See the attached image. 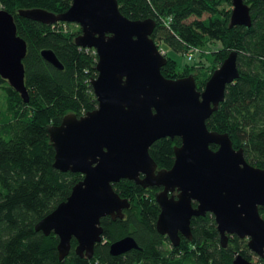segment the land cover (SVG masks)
<instances>
[{
    "label": "water",
    "instance_id": "1",
    "mask_svg": "<svg viewBox=\"0 0 264 264\" xmlns=\"http://www.w3.org/2000/svg\"><path fill=\"white\" fill-rule=\"evenodd\" d=\"M231 3L229 25L249 27V6L243 0ZM18 14L44 24H78L75 43L97 55V74L90 82L97 106L80 117L67 113L48 128L54 168L82 174L67 198L34 226L57 236L59 260L69 253L72 238L75 253L91 258L94 245L103 239L100 219L123 218L130 203L112 186L121 179L160 188L155 193L160 209L156 229L172 245H178L181 236L191 240V217L209 212L223 247L229 235H236L264 258V218L259 212L264 206V168L246 161L243 148L233 147L228 133L206 125L223 101L226 86L239 76L236 51L228 53L198 90L192 74L176 79L162 75L167 59L151 37L156 21L126 17L117 0H71L59 14L39 8ZM25 54L26 42L17 35L13 15L1 8L0 76L27 102ZM41 55L62 68L53 51L43 49ZM175 136L180 144L173 148L171 167L158 169L150 145ZM137 247L127 235L111 242L109 252L119 255ZM232 264L258 263L237 253Z\"/></svg>",
    "mask_w": 264,
    "mask_h": 264
},
{
    "label": "trees",
    "instance_id": "2",
    "mask_svg": "<svg viewBox=\"0 0 264 264\" xmlns=\"http://www.w3.org/2000/svg\"><path fill=\"white\" fill-rule=\"evenodd\" d=\"M243 1L250 8L249 27L229 25L231 0H117L126 17L156 21L151 37L158 48L169 49L161 67L166 78L192 74L196 88L202 90L228 53L237 52L239 76L226 86L223 101L206 125L209 130L228 133L233 147L243 148L246 161L264 168V2ZM70 4L71 0H0V9L13 15L17 35L26 42L22 63L28 91L25 102L0 76V264H232L237 253L251 261L254 254L247 239L229 235L227 244L221 245L209 212L191 217V240L181 237L180 244L172 247L156 229L160 209L155 193L159 188L142 187L127 179L112 186L130 205L123 209L121 219H100L103 240L94 245L91 258L75 253L77 242L72 238L69 253L59 260L57 236L34 229L82 178L81 173L54 168L48 128L59 124L67 113L80 117L97 106L90 84L97 74V55L94 49L75 43L80 27L61 21L44 24L18 11L39 8L59 14ZM168 17L171 21L165 25ZM190 46L202 50L199 60L180 63L176 57ZM43 49L53 51L62 68L45 60ZM179 144L175 136L150 145L158 169L171 167L173 148ZM259 212L264 218V206H259ZM127 235L138 247L110 254L109 244ZM256 260L264 264V258Z\"/></svg>",
    "mask_w": 264,
    "mask_h": 264
},
{
    "label": "built area",
    "instance_id": "3",
    "mask_svg": "<svg viewBox=\"0 0 264 264\" xmlns=\"http://www.w3.org/2000/svg\"><path fill=\"white\" fill-rule=\"evenodd\" d=\"M171 21V17H168L167 19H165L164 23L165 25H169ZM161 54H164L165 51H163L161 48L159 49ZM201 49L199 47L196 46H190L186 49V51L184 52V56L187 62H193L197 56H199L201 54Z\"/></svg>",
    "mask_w": 264,
    "mask_h": 264
},
{
    "label": "rangeland",
    "instance_id": "4",
    "mask_svg": "<svg viewBox=\"0 0 264 264\" xmlns=\"http://www.w3.org/2000/svg\"><path fill=\"white\" fill-rule=\"evenodd\" d=\"M206 16H208V14H205L204 16H202V18H204V17H206ZM190 19H192V18H190ZM70 24H71V23H70ZM72 24H74V28H75V26L79 27V25L76 24V23H72ZM160 47H161V49H162L163 51H165V52H168V51H169V49H167L164 45H161ZM163 56H164V55H163ZM176 58H177V60H178L180 63L184 64V63H194L195 61H198L200 57L197 56L196 59H195L193 62H187L186 59H185L184 54H183V55H180V56H177ZM102 240H103V239H102ZM166 246H168V245H166ZM168 247H169V246H168ZM250 252H251V251H250ZM251 253L254 254L253 252H251ZM256 258H259V257H257V256L254 254V255L252 256L251 262L258 263L257 260H256Z\"/></svg>",
    "mask_w": 264,
    "mask_h": 264
},
{
    "label": "flooded vegetation",
    "instance_id": "5",
    "mask_svg": "<svg viewBox=\"0 0 264 264\" xmlns=\"http://www.w3.org/2000/svg\"><path fill=\"white\" fill-rule=\"evenodd\" d=\"M160 189V188H159ZM166 237V236H165ZM182 237V236H181ZM167 238V237H166ZM168 239V238H167ZM168 241H169V239H168ZM181 241V240H180ZM180 241H179V243H178V245L180 244ZM170 242V241H169ZM171 243V242H170ZM172 245V244H171ZM178 245H173L172 247H177Z\"/></svg>",
    "mask_w": 264,
    "mask_h": 264
}]
</instances>
